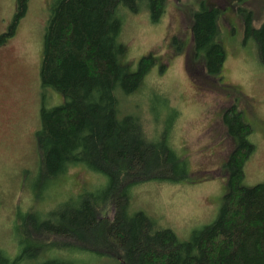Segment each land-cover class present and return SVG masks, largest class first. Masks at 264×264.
I'll list each match as a JSON object with an SVG mask.
<instances>
[{"label": "trees", "instance_id": "16d2710c", "mask_svg": "<svg viewBox=\"0 0 264 264\" xmlns=\"http://www.w3.org/2000/svg\"><path fill=\"white\" fill-rule=\"evenodd\" d=\"M28 0H17L12 24L0 44L14 33ZM167 0H52L44 28L39 80L42 88L62 94L63 103L40 109L35 132L39 177L51 181L83 165L106 177L92 192L70 195L54 207L27 209L18 219L20 251L0 264H87L75 257L46 256L72 250L107 257L117 264H264V184L242 185L243 166L254 152L249 126L232 103L222 122L238 145L225 161L227 191L217 217L188 240L181 241L143 211L129 212L131 191L146 182L186 178L185 162L172 147L168 129L149 130L143 115L121 110L122 101L139 88L153 66V54L142 56L136 71L119 60L121 17L146 9L152 22L163 16ZM190 17L191 63L221 81L225 52L217 40L219 8L200 0ZM256 57L264 66V21L254 28L245 21ZM192 66V64H191ZM161 68H163L161 66ZM178 114V113H177ZM175 117V113H174ZM173 117V118H174ZM110 205L112 216L99 212Z\"/></svg>", "mask_w": 264, "mask_h": 264}, {"label": "rangeland", "instance_id": "374dc122", "mask_svg": "<svg viewBox=\"0 0 264 264\" xmlns=\"http://www.w3.org/2000/svg\"><path fill=\"white\" fill-rule=\"evenodd\" d=\"M199 1L167 0L158 22L151 21L146 9L119 12L118 40L125 47L119 62L136 71L142 56L153 54L155 58L137 91L121 98V110L143 115L145 126L154 132L158 128L161 133L166 125L171 145L187 167V177L176 182L135 186L129 212H145L181 241L211 223L222 207L227 191L225 161L238 145L222 122L232 103L249 126L247 139L254 145L243 166L242 185L264 184V66L256 57L254 42L245 36L248 15L254 28L264 21V0H204L207 7L220 9L217 40L225 61L218 82L200 72L199 61L190 62V17ZM51 2L28 0L14 33L0 44V250L11 259L20 251L17 220L27 209L44 211L70 195L92 192L106 180L83 165L51 181L38 174L35 132L40 126V109L64 101L59 92L42 88L39 80ZM16 12L17 0H0V34L8 30ZM112 213L106 205L98 216L111 217ZM48 254L75 257L87 264H117L87 252L54 249ZM20 264L33 262L24 259Z\"/></svg>", "mask_w": 264, "mask_h": 264}]
</instances>
